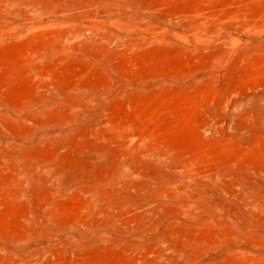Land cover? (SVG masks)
Returning <instances> with one entry per match:
<instances>
[{"label": "rangeland", "instance_id": "rangeland-1", "mask_svg": "<svg viewBox=\"0 0 264 264\" xmlns=\"http://www.w3.org/2000/svg\"><path fill=\"white\" fill-rule=\"evenodd\" d=\"M0 264H264V0H0Z\"/></svg>", "mask_w": 264, "mask_h": 264}]
</instances>
